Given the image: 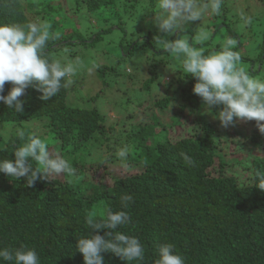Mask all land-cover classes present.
Here are the masks:
<instances>
[{
  "label": "trees",
  "instance_id": "trees-1",
  "mask_svg": "<svg viewBox=\"0 0 264 264\" xmlns=\"http://www.w3.org/2000/svg\"><path fill=\"white\" fill-rule=\"evenodd\" d=\"M51 1L33 0L26 6L22 0H0V24L26 23L36 18L48 21L52 31L59 34L58 39L49 41L48 52L65 64L68 58H55V53L71 44L68 34L59 30L60 16H65L64 7L58 0H55L58 7ZM118 1L76 0V11L85 10L99 19L108 13L122 15ZM148 1L156 4V0ZM6 3L11 7H5ZM140 4H143L141 0H124V12L131 8L137 10ZM225 4L228 5L226 1ZM216 17L215 21L227 27L239 41L236 50L245 49L242 35L233 31L232 21L229 23L225 14ZM261 17L258 26L263 52L254 57L242 54V57L243 66L250 64L251 74L264 77V15ZM110 31L112 28L105 32ZM99 38L94 42H99ZM145 43L147 49H144ZM205 43L194 46L203 47L206 54L219 50L218 44L216 49L208 51ZM136 44L130 46L129 53L121 55L119 63L132 55ZM141 46L144 53L169 54L158 50L150 40ZM161 65L165 66L166 62L156 60L151 65L152 77L144 85L148 93L156 83ZM81 72L84 68L74 76L77 85ZM98 72L104 77V70L100 68ZM187 75L179 72L171 81V85L177 83V88L154 102L156 111L170 114L169 123L155 111L150 123L133 125L116 121L108 126V120L113 119L99 109L71 106L69 88L62 89L47 102L40 99L42 93L27 89L26 95L20 98L24 102L23 113H15L0 101V161H14V151L23 143L17 131L8 138L2 128H20L29 135H37L48 148L68 159L79 177L71 183L65 176L38 180L34 187H26L23 178L18 181L0 172V250L26 246L38 253L40 264H84L77 244L78 238L87 237L91 231L86 217L94 212L99 219L111 209L130 215L131 223L120 226L117 231L138 238L144 246L145 257L143 261L127 262L112 253H103L104 264H155L161 244H172L174 254L181 255L184 264H264V191L256 187L255 175L257 170L264 172V135L255 131V121L242 124L237 120L235 127L222 128L220 121L209 115L215 117L220 109L202 111L203 101L193 93L197 81ZM128 79L134 82L132 76ZM11 87L10 83L6 84L3 94L7 95ZM135 117L139 118H132ZM35 123L41 124L40 127L31 126ZM235 142L237 146L241 143L246 146L242 151L246 155L235 152L239 155L235 158L228 152L229 145ZM123 145H129L131 150L121 162L115 153ZM103 148L114 153L113 157L106 156L103 160L115 165L130 163L139 167L140 172L112 177L111 181L98 177L103 162H98L99 168L94 169L95 162L88 163L87 159ZM181 151L195 161L194 167L185 165L179 155ZM238 163L243 164L242 177L234 165ZM125 194L134 200L127 208L121 204V196ZM106 231L93 234L103 236ZM0 264L14 262L0 257Z\"/></svg>",
  "mask_w": 264,
  "mask_h": 264
},
{
  "label": "clouds",
  "instance_id": "clouds-1",
  "mask_svg": "<svg viewBox=\"0 0 264 264\" xmlns=\"http://www.w3.org/2000/svg\"><path fill=\"white\" fill-rule=\"evenodd\" d=\"M224 5L225 0H158L152 23L159 34L154 36L153 43L158 50H164L179 61L187 77L195 78L193 93L201 98L209 112L213 108L220 109L214 119L220 121L221 127H235L237 120L255 121L259 133L264 135V79L243 66L242 53L235 50L239 46L237 38L223 36L219 50L206 54L203 47L194 46L192 41L203 44L210 39L211 32L202 23L192 29L193 35L186 31L194 22H202L205 16H221ZM5 7L11 6L6 3ZM238 16L242 26L253 25V16L244 10H238ZM173 36L174 40L169 39ZM58 38L59 34L52 31V24L39 18L26 23L0 24V101L8 109L23 113L24 102L20 98L29 88L42 93L40 99L47 102L74 83L73 77L84 66V61L80 56L67 64L53 59L48 52L49 41ZM68 51L64 49L65 53ZM94 69L95 65L87 70L91 73ZM9 83L11 90L4 95L5 85ZM17 135L23 143L14 151L15 160L0 161V172L7 177L18 181L23 178L26 187H34L38 180L49 181L61 176L67 177L70 183L79 179L71 162L50 150L37 135H29L23 129H17ZM130 150L129 145H123L115 155L124 162ZM179 155L186 166H195L188 154L181 151ZM255 175L256 187L264 191V172L257 170ZM132 202L131 195L121 196L124 208ZM129 223L130 215L123 210L107 209L99 219L96 213H89L86 224L91 231L87 237L78 238L77 244L84 264H104L103 253H112L127 262L143 261L145 250L140 240L117 231ZM105 229L103 236L93 234ZM158 254L155 264H184V258L174 254L172 244L159 245ZM0 257L14 264H40L38 253L26 246L4 248L0 250Z\"/></svg>",
  "mask_w": 264,
  "mask_h": 264
},
{
  "label": "rangeland",
  "instance_id": "rangeland-1",
  "mask_svg": "<svg viewBox=\"0 0 264 264\" xmlns=\"http://www.w3.org/2000/svg\"><path fill=\"white\" fill-rule=\"evenodd\" d=\"M33 0H22L27 6ZM44 1V0H43ZM51 1V0H45ZM227 4L223 10L222 15H226L229 23H233L234 33L242 35L241 40L246 45L245 49H241L242 54H248L249 56H255L258 52L263 50V38L260 33L259 21L264 15V2L262 0H237L236 3H232L233 0H225ZM61 6H63V13L65 16H60L62 19L60 32L68 34L70 45L69 51L64 52L67 46L62 47L57 53L55 58L59 56L61 60L68 58L67 64L73 61L75 57L80 56L84 61V72H81L78 76L79 84H76V80L73 77L74 83L69 87V104L71 106H79L83 108H97L102 111L107 117L113 119L108 120V126L116 121L121 123H131L137 125L140 123H150L152 120L153 112L156 111L154 102L164 98L168 91L177 88V83L171 85L172 79H176L179 72L183 71L182 64L175 60L170 54L161 53L156 54L154 52L143 51L142 44L152 41L154 36L159 34V30L152 23L154 14L158 10L156 5H151L148 0H141L143 4H140L138 9H129L124 12L123 3L124 0H119V8L122 15H116L108 13L102 19L97 18L96 15H88L85 10L76 11V0H58ZM51 4L58 7L56 1H51ZM36 10H39L38 8ZM238 10H244L247 14H250L254 18L253 25L251 27H244L238 16ZM69 15V19L67 18ZM221 15V16H222ZM38 17V16H37ZM218 18L216 16H205L202 22H194L191 26L187 27V34L193 35L192 29L196 28L200 23L203 24L211 32V37L204 44L206 50L213 48L221 43L223 36L235 37L227 27L221 25L215 21ZM68 19V20H67ZM107 19V21L103 20ZM231 20V21H230ZM264 24V18H263ZM264 27V26H263ZM110 32H105L111 29ZM263 29V28H262ZM216 31V32H215ZM237 35V36H238ZM100 37V38H99ZM99 38V42H94ZM173 40L171 37L169 38ZM143 41V43L139 41ZM212 41V42H210ZM193 44H198L192 41ZM137 43V49L133 51L132 55L124 58L121 63V55L124 52L129 53L128 49L132 44ZM209 43L208 46H206ZM148 45L145 43V48ZM236 50V49H235ZM263 52V51H262ZM158 61L166 62L165 66L161 65L160 74L157 77L156 83L153 86L150 93L147 92L144 85L152 77L151 65ZM254 60V59H252ZM168 62V65H167ZM95 65V69L92 73L88 72V68ZM244 65V64H243ZM246 70L251 67L250 64L245 63ZM101 68L104 70V77L102 72L97 70ZM260 68V65H259ZM258 68V69H259ZM131 69V71H129ZM112 70L117 71L114 73ZM184 72V71H183ZM120 74V75H119ZM132 76L134 82L128 79ZM85 77V78H84ZM264 79V77H261ZM167 82V83H166ZM158 85L156 86V84ZM167 85H171L170 88ZM127 98L130 102H126ZM142 104V106H140ZM202 111H208L205 108ZM165 122L171 121L170 114L168 112L160 113L156 111ZM211 118H214L213 114H209ZM134 116H138L139 118ZM214 120V119H213ZM218 120V119H216ZM242 124L243 122L240 121ZM41 124L35 123L32 127ZM223 128V127H222ZM230 128V127H229ZM227 128V129H229ZM243 128V127H242ZM20 128H2V131H6L5 137H10L13 132H16ZM122 129V128H121ZM226 129V130H227ZM245 129V128H243ZM12 130V131H11ZM255 131L259 130L256 128ZM176 134L179 135L178 129ZM242 140V139H241ZM246 146L241 143L237 146V142L229 145L228 152L233 153V157H238L236 153H244ZM52 150L51 148H49ZM241 149V150H240ZM107 153H102V152ZM245 154V153H244ZM246 155V154H245ZM106 156H114V153L107 148H103L100 152H93L87 159L88 163H94L97 169L99 168L98 162H103V166L98 170V177H106L111 181L112 177L132 175L140 172V168L133 166L132 164H111L103 160ZM228 159H232L228 156ZM93 165V164H92ZM237 167L238 175L242 177L240 168L243 164H234ZM249 165V164H247ZM63 176L59 177L62 178Z\"/></svg>",
  "mask_w": 264,
  "mask_h": 264
}]
</instances>
